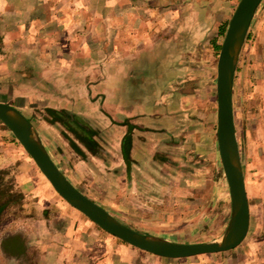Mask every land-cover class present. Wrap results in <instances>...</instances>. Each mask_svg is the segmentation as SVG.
<instances>
[{
  "label": "rangeland",
  "instance_id": "rangeland-1",
  "mask_svg": "<svg viewBox=\"0 0 264 264\" xmlns=\"http://www.w3.org/2000/svg\"><path fill=\"white\" fill-rule=\"evenodd\" d=\"M238 1L0 0V101L22 110L59 169L121 222L179 242L220 239L231 204L216 137V62ZM122 31L132 38L121 40ZM65 99L95 101L89 109L80 103L88 115L73 113L96 131L99 155L48 121L46 103ZM232 103L249 227L238 246L209 255L219 264H264V0L237 60ZM123 111L144 118L143 158L126 172L107 150L126 131L113 125ZM9 198L0 213V264H37L25 232L15 231L18 220L43 210L56 221V203L70 204L0 120V203ZM16 232L26 248L10 241L4 248Z\"/></svg>",
  "mask_w": 264,
  "mask_h": 264
},
{
  "label": "water",
  "instance_id": "water-1",
  "mask_svg": "<svg viewBox=\"0 0 264 264\" xmlns=\"http://www.w3.org/2000/svg\"><path fill=\"white\" fill-rule=\"evenodd\" d=\"M262 0H239L224 32L216 62V137L223 174L228 184L231 212L220 239L179 242L139 232L118 220L103 206L79 190L51 158L30 120L16 106L0 101V120L10 129L53 189L68 204L102 230L149 253L182 258L217 253L238 246L249 227V206L242 169L232 103L237 60ZM128 169H129V161Z\"/></svg>",
  "mask_w": 264,
  "mask_h": 264
},
{
  "label": "crops",
  "instance_id": "crops-1",
  "mask_svg": "<svg viewBox=\"0 0 264 264\" xmlns=\"http://www.w3.org/2000/svg\"><path fill=\"white\" fill-rule=\"evenodd\" d=\"M49 3L51 4L52 2ZM44 4L45 6L47 5L46 2H44ZM55 6H58V4ZM55 6L48 5L49 8L53 9ZM53 15H56L55 17L60 16L55 10L53 11ZM123 26H125L124 23H122V27ZM121 37V40H129L132 38L130 32L126 31H122ZM87 102L65 99L62 103H46V106L64 108L70 112L72 111L86 116L88 114L80 110V103H86L89 109L93 106L95 101L87 100ZM16 107L18 108V106ZM141 114V111H123V120L124 118L129 121L133 120V123L125 124L123 123L125 119L124 121L122 120L119 123L113 124L122 130H125L124 126H126V131H123L124 134L116 140V144L114 143L112 145L114 149L111 150V147L107 146L108 152L112 154V157L109 159L115 160L118 164L122 163L124 172H126V166L127 170H129L127 160L129 161V167H131L133 171V168L139 167L138 163L142 161L143 158V154L140 150L145 148V144H143L139 138L141 132L140 126L144 124V118ZM110 118L115 120L112 115H110ZM261 130L262 128L260 131ZM128 131L131 133V145L129 149V159L126 160L122 153L121 141ZM262 150L264 151V146ZM91 158L101 160L99 157L95 156H91ZM118 173H121V171ZM122 187H125V185ZM136 189L134 185L129 188V191L137 192ZM125 192L128 191L126 190ZM43 200L45 199L42 198L39 201ZM56 204L60 205V208L54 211L61 216V219L56 220L57 222L52 220L55 219V216L49 219L46 214L47 212L43 210L39 211V213L34 216L26 215L23 221L18 220L19 223L15 231L22 230L25 232L28 248L33 251L37 258V264H219L216 261V257H212L209 254L182 258H167L149 253L120 241L118 238L116 239L115 236L100 229V227L74 207L70 205H68V207L62 206L59 202ZM167 239L174 240L171 238ZM1 263L3 264L2 261Z\"/></svg>",
  "mask_w": 264,
  "mask_h": 264
},
{
  "label": "trees",
  "instance_id": "trees-1",
  "mask_svg": "<svg viewBox=\"0 0 264 264\" xmlns=\"http://www.w3.org/2000/svg\"><path fill=\"white\" fill-rule=\"evenodd\" d=\"M220 33H223V30L220 31ZM46 111L49 113L50 118L48 121L51 124H59L64 129H67L70 131L78 141L82 143V145L87 149L89 153L92 155H99L102 147L95 139L96 131L81 117L76 115L73 112H70L65 109H53V108H47ZM123 123L129 124V121L126 119ZM63 134L65 137L69 139L70 144L74 147V149L80 153L81 155H84V151L75 143V141L67 135L66 132L63 131ZM131 145V133L128 131L121 141V148L124 158L127 160L129 159V149ZM15 197H17V200H21L23 198L22 193H16ZM22 197V198H21ZM9 199L4 201V203H0V213L5 206V202H7ZM7 241H10L12 243L13 249H17L18 247L25 249V241L22 237V234L19 232L12 233L8 235L4 240L2 241V244L5 248V243Z\"/></svg>",
  "mask_w": 264,
  "mask_h": 264
}]
</instances>
